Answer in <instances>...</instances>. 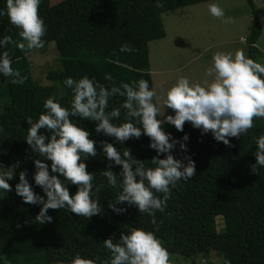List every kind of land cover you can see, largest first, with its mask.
<instances>
[{
  "label": "trees",
  "instance_id": "obj_1",
  "mask_svg": "<svg viewBox=\"0 0 264 264\" xmlns=\"http://www.w3.org/2000/svg\"><path fill=\"white\" fill-rule=\"evenodd\" d=\"M206 1L215 0H162L163 7H156L155 0H63L55 5L50 0H41L38 15L46 25L42 37L44 47L25 55L14 43L5 45L12 67L26 79L23 85H13L0 75V128L3 129L0 165L7 168L20 162L13 180L9 181L13 190L0 196V264L5 261L7 264H70L76 255L92 259L96 264L101 261L110 264V253L103 247V240L112 234L119 238L121 232L132 227L153 231L169 255H180L186 260L200 258L203 264H214L211 257L215 254L222 260L220 264L225 261L264 264V168L256 174L250 170L255 163V138L264 134V118L254 117L252 128L241 137H229L231 146L215 141L210 132L201 136L200 130L191 127L189 122H185L183 132L162 123L161 127L177 139L188 133L186 154L195 162V175L179 181L172 189L164 211L155 212V224L151 223L150 216L140 215L135 207L118 205L127 207L121 215L108 208L118 189L107 185L100 175L107 161L99 148L96 157L86 161V170L94 172L93 183L100 186L97 198L102 205L101 214L87 218L65 209H49L52 221L40 225L34 220L39 206L23 202L14 191L19 171L26 169L32 183L33 160L43 159L31 153L24 141L29 127L25 119L29 116L37 119L43 111V101L50 96L62 106H70L72 93L63 84L65 77L95 76L105 87H111L113 82L143 78L150 88L154 87L149 44L166 36L163 15ZM245 1L253 15L246 42L250 58L256 61L262 25L254 1ZM4 6V0H0V7ZM4 35L11 36L13 41L20 40L17 28L9 23L7 15L0 16V37ZM125 42L135 51L120 52L119 47ZM52 43L58 66L48 74L51 84L39 85L33 79L28 56ZM106 72L114 81L104 79ZM122 100L123 97H111L107 110L119 106ZM123 119L121 109L120 118L113 122L120 123ZM74 122L86 127L90 138L114 143L111 137L95 133V122L79 118H74ZM148 143L149 138L141 135L139 139H129L123 145L114 143V146L121 152L130 149L133 156L151 167L150 160L156 153L147 147ZM173 155L183 158L179 145ZM112 170L119 171V166ZM33 189L43 195L39 186L33 184ZM75 190V185H69L70 194ZM218 217L225 222L220 230Z\"/></svg>",
  "mask_w": 264,
  "mask_h": 264
},
{
  "label": "clouds",
  "instance_id": "obj_2",
  "mask_svg": "<svg viewBox=\"0 0 264 264\" xmlns=\"http://www.w3.org/2000/svg\"><path fill=\"white\" fill-rule=\"evenodd\" d=\"M40 2L4 0L5 6L0 7V16L7 15L20 37L19 41H13L9 35L0 37V49H3L0 75L13 85H23L26 77L12 67L5 45L14 43L25 55L44 47L42 37L46 25L38 15ZM155 6L163 7L162 0H155ZM208 12L213 17L231 20L224 17L223 9L215 2L208 4ZM119 51L131 53L135 49L125 42ZM205 75L211 79L201 83L180 76L160 95L143 78L119 84L113 82L111 87H105L95 76L65 77L63 84L72 93L70 106H62L50 96L43 101V111L37 119L31 116L25 119L29 127L24 141L31 153L43 159L33 160L32 183L26 169L19 171L14 191L23 202L39 206L34 220L40 225L50 223L49 209H65L87 218L101 214L102 205L97 198L100 186L93 183L94 172L86 170V161L96 157L99 148L107 161L100 175L107 185L118 189L114 202H108V208L121 215L127 207H135L140 215L147 214L155 224V212L164 211L172 189L179 181H187L195 175V162L186 154L188 133L177 139L161 127L162 123L183 132L185 122H189L191 127L200 130L201 136L210 132L215 141L231 146L229 137H241L252 128L254 117L264 118V64L246 57L240 49L217 51ZM104 79L114 81L107 72ZM113 96L123 97V100L119 106L107 110ZM161 107L164 108L163 119L157 118ZM166 108L171 109L172 114L165 115ZM121 109L124 119L114 123L120 118ZM74 118L95 122V133L111 137L115 144L123 145L141 135L148 137L147 147L156 153L150 160L153 166H146L145 161L133 156L128 148L121 152L113 142L90 138V131L75 123ZM177 145L184 153L182 159L173 155ZM255 145V163L250 166L253 174L264 168V134L255 138ZM114 166H119V171H113ZM19 167V161L7 168L0 165V196L13 190L9 181ZM33 184L40 187L43 195L34 191ZM69 185L76 186L72 194ZM121 204L127 207H118ZM103 247L110 253V264H170L169 253L159 238L143 228H129L121 232L119 238L112 234L103 240ZM70 264L96 262L76 255ZM101 264H109V261H101Z\"/></svg>",
  "mask_w": 264,
  "mask_h": 264
},
{
  "label": "rangeland",
  "instance_id": "obj_3",
  "mask_svg": "<svg viewBox=\"0 0 264 264\" xmlns=\"http://www.w3.org/2000/svg\"><path fill=\"white\" fill-rule=\"evenodd\" d=\"M63 0H50L51 5ZM257 6L262 25V35L257 42L256 62L264 64V0H253ZM215 2L224 11V17L217 18L208 12V4ZM190 5L163 15L166 36L149 44L150 72L157 95L165 92L176 79L186 76L190 82L201 83L211 79L205 75V69L211 64V57L217 51H243L250 58L248 45L249 27L253 21L251 8L245 0H215ZM245 41V42H244ZM54 44H48L44 50L28 56L30 70L35 82L47 86L51 84L48 74L58 66V56ZM184 68V69H183ZM183 69V70H181ZM7 102L6 99H4ZM3 103V102H2ZM163 119L164 108L161 107ZM172 114L165 109V115ZM220 230L223 219H217ZM170 264H203L199 259L186 260L180 255H169ZM211 260L220 264L221 259L213 254Z\"/></svg>",
  "mask_w": 264,
  "mask_h": 264
},
{
  "label": "crops",
  "instance_id": "obj_4",
  "mask_svg": "<svg viewBox=\"0 0 264 264\" xmlns=\"http://www.w3.org/2000/svg\"><path fill=\"white\" fill-rule=\"evenodd\" d=\"M184 69V68H183ZM183 69H181V70H183ZM155 88H156V85H155ZM162 114H161V111H160V113H159V116H161Z\"/></svg>",
  "mask_w": 264,
  "mask_h": 264
}]
</instances>
